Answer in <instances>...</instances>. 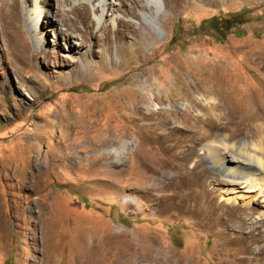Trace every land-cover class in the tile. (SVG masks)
<instances>
[{
  "label": "rangeland",
  "instance_id": "374dc122",
  "mask_svg": "<svg viewBox=\"0 0 264 264\" xmlns=\"http://www.w3.org/2000/svg\"><path fill=\"white\" fill-rule=\"evenodd\" d=\"M9 1L0 0V264H41L44 254L58 257L60 264L83 259L91 264L100 253L94 254L91 244L103 248L105 259H114L133 239L150 246L153 258L161 251L173 253L171 264H229L244 257L242 246L219 252V227L204 228L193 215L170 210L179 179L163 191H151L153 180H146L148 165L167 160L156 144L158 133H167L170 143L184 140L191 132L182 117L196 113L189 102L202 104L201 91L212 90L214 70H206L202 79L208 84L197 90V70L188 71V63L204 58L224 65L219 77L227 80L229 95L220 99L233 106L231 112L244 108L246 119L256 114L253 101L264 107L258 95L264 90V0H160L161 34L142 20L147 0H113L104 16L101 9L93 15L91 5L83 8L85 0H42L46 17H35L36 29L26 23L21 0H16L20 21L8 23ZM65 16L69 31L58 22ZM212 17L237 22L217 34L208 22ZM173 84L180 90L170 93ZM141 87L172 101L154 107L146 101L142 106L156 108L153 113H133L127 108L137 105ZM230 129L229 134L236 126ZM210 130L214 127L204 133ZM245 131L236 132L235 140L246 139ZM195 155L203 161L205 190L222 202L237 180L210 168L199 145ZM166 170L170 182L173 171ZM263 206L261 200L250 204L255 219H261ZM262 230L260 224L254 228ZM104 237H112L109 252ZM261 245L254 243L252 250ZM126 264L151 262L135 256Z\"/></svg>",
  "mask_w": 264,
  "mask_h": 264
},
{
  "label": "bare ground",
  "instance_id": "6f19581e",
  "mask_svg": "<svg viewBox=\"0 0 264 264\" xmlns=\"http://www.w3.org/2000/svg\"><path fill=\"white\" fill-rule=\"evenodd\" d=\"M162 1L165 4V0ZM21 2L26 23L31 28L36 29L33 24L35 17H42V21L46 17L44 15L45 11L42 0H34L32 6H28L26 0H21ZM88 5H91L90 12L93 15H96L101 9L102 15L104 16L107 15L108 11L112 10L115 2L113 0H85L82 7L86 8ZM159 7L160 0H147L142 7V10L148 12V15L143 17L142 20L149 24L155 34H161L160 27L156 21L164 17ZM6 18L11 25H17L20 21L19 3L16 0H10L7 4ZM113 21H118L119 26L124 25L122 20H117V18H113ZM58 22L68 26L69 31L71 21L68 17L65 16L59 19ZM86 27L91 28L92 26L86 25ZM142 28L146 29L144 27ZM133 35L138 37L137 32H133ZM145 39L148 40L149 36L146 35ZM38 40L36 39V41ZM185 67L190 72H194V68L197 70L194 74V82L198 85L197 90H201L202 86L208 84V79L205 78L203 80L202 76L205 75L207 69H213L215 78L212 79V90L201 91L200 100L201 102L203 101L202 104L192 99L189 102L190 105L188 106L193 107V110L190 111H196V113L187 112L186 114L190 116L182 117L186 122H181L183 128L191 132L187 136L188 138L185 137L184 140H176L174 143H170V136L167 133H158L156 144L166 154L167 160L158 161L152 166L148 165L150 172L146 182H149L151 179L153 180L152 183H154V186L151 191H163L171 182L179 179L176 180L177 185L172 187L174 191L170 195V199L172 200L169 207L170 210H175L178 213L183 212L184 215L186 213L190 216L193 215L204 228L208 227L210 230H217V227H219L216 233L219 237V241L217 242L219 252L223 253L233 247L242 246L241 251L245 254L244 257L236 258L229 264H243V262L245 264H264V230L258 231L257 233L254 232V228L258 224L264 226V219H262L264 212L260 214V220L255 219L254 212L250 208V204L258 200H261L264 204V150L259 144L260 142L258 143V141L263 142L262 140H264L261 136L264 131V107L259 104L258 99L257 101L252 100L253 104L249 105L250 107L256 108V114L244 119L242 116L244 108L241 111L233 113L231 112L232 105L229 108V106L226 107L221 102L220 97L223 93L229 95L227 80L219 77V71L224 69V65L211 63L203 58L194 63V66L188 63ZM261 71L264 73V64ZM178 88L177 84H173V86L169 87V92L179 91L180 89L178 90ZM183 89L184 87L181 91ZM141 90L139 99L137 100L136 98L137 105L139 104V106L135 105L136 103H132L133 106H128L127 110L133 109L132 112L137 113L135 109H140V111H146V113L151 114L156 108L151 110L144 109L142 104L146 101L152 107L163 102L172 101L170 97L157 94L154 90L151 92L152 89L149 90L146 87H141ZM193 91L195 92L196 90ZM149 93L154 96L152 100L149 99ZM258 95L264 99V90L263 92L260 91ZM207 97L218 99V101H207ZM245 106L246 108L249 107L247 104ZM164 110L166 114L174 111L173 107ZM256 117L260 119L259 123L251 124ZM222 119L223 121H227L221 122ZM166 124V120L161 124L160 130L163 132L166 131ZM199 124H202L203 127H199ZM232 124L236 126V130L229 134L228 132L231 131L230 125ZM210 126H213L214 130H210V134H205L204 131ZM244 129L246 130L245 137L249 141L246 139L235 140L236 132ZM173 134L174 132L172 136ZM207 135L209 137H206ZM252 136L255 138L252 139ZM204 141L207 142L204 143ZM198 145L200 146L202 154L200 157L204 156L207 159L210 168L224 176L237 180L235 183L236 186L230 189L231 192H224V195L221 196L222 202L220 203L216 202L217 196H215V193L205 190L207 181L205 177L201 176L203 172L199 170L202 167L203 161L199 158V155H195ZM195 156L196 160L193 159ZM167 168H171L173 171L170 182H167L169 179L167 177ZM201 186L204 187V190H201V192L195 193L193 191V188L200 189ZM239 202H242V205H239ZM191 207H194L193 211ZM102 243L109 252L112 237L102 238ZM141 243V240H130L128 242V249L117 254V256L115 255L114 259H105L102 254L103 248L101 249L99 246L91 244L90 250L94 251V254L100 252L97 259L91 264H107L108 260H111L112 264H126L127 260L135 256L148 260L151 264H171L173 253H166L164 255L161 251L159 254L161 257L157 256L153 258L154 256H151V248H148L150 246L143 247ZM254 243H262L256 252L252 250ZM81 259L83 258H79V260ZM60 263L61 261L59 262L56 256L42 255L41 264ZM82 264H88V261L83 259ZM176 264L183 263L181 260H177Z\"/></svg>",
  "mask_w": 264,
  "mask_h": 264
},
{
  "label": "trees",
  "instance_id": "16d2710c",
  "mask_svg": "<svg viewBox=\"0 0 264 264\" xmlns=\"http://www.w3.org/2000/svg\"><path fill=\"white\" fill-rule=\"evenodd\" d=\"M209 25L214 30L215 33L221 34L228 32L233 26L230 24L231 22H237L235 17H212L208 20Z\"/></svg>",
  "mask_w": 264,
  "mask_h": 264
}]
</instances>
